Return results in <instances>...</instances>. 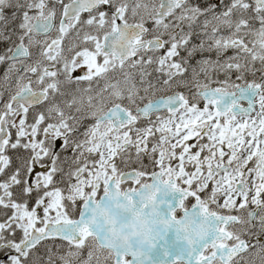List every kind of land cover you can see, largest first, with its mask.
<instances>
[{"label":"snow or ice","instance_id":"6c2138e0","mask_svg":"<svg viewBox=\"0 0 264 264\" xmlns=\"http://www.w3.org/2000/svg\"><path fill=\"white\" fill-rule=\"evenodd\" d=\"M0 264H264V0H0Z\"/></svg>","mask_w":264,"mask_h":264}]
</instances>
